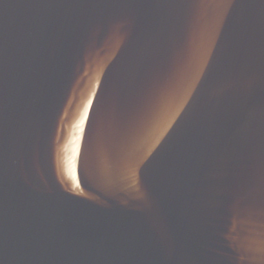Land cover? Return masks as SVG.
Here are the masks:
<instances>
[{
  "label": "water",
  "instance_id": "water-1",
  "mask_svg": "<svg viewBox=\"0 0 264 264\" xmlns=\"http://www.w3.org/2000/svg\"><path fill=\"white\" fill-rule=\"evenodd\" d=\"M0 264H264V0H0Z\"/></svg>",
  "mask_w": 264,
  "mask_h": 264
}]
</instances>
